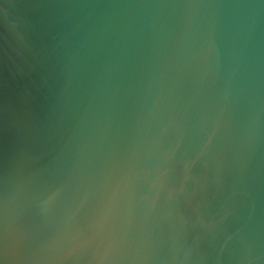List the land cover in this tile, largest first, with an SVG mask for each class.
Segmentation results:
<instances>
[{
	"label": "water",
	"instance_id": "obj_1",
	"mask_svg": "<svg viewBox=\"0 0 264 264\" xmlns=\"http://www.w3.org/2000/svg\"><path fill=\"white\" fill-rule=\"evenodd\" d=\"M0 264H264V0H0Z\"/></svg>",
	"mask_w": 264,
	"mask_h": 264
}]
</instances>
